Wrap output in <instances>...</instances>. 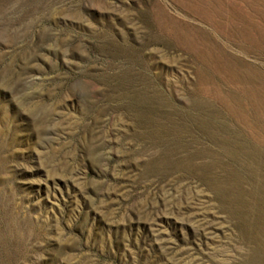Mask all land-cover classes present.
Wrapping results in <instances>:
<instances>
[{"label":"rangeland","instance_id":"374dc122","mask_svg":"<svg viewBox=\"0 0 264 264\" xmlns=\"http://www.w3.org/2000/svg\"><path fill=\"white\" fill-rule=\"evenodd\" d=\"M260 204L264 0H0V264H241Z\"/></svg>","mask_w":264,"mask_h":264},{"label":"bare ground","instance_id":"6f19581e","mask_svg":"<svg viewBox=\"0 0 264 264\" xmlns=\"http://www.w3.org/2000/svg\"><path fill=\"white\" fill-rule=\"evenodd\" d=\"M255 196H257V195H255ZM234 210L235 211H233V213L236 214V216H237L236 223H237L239 229L241 230L243 237L251 245L250 250L246 251L247 253L249 252V254L246 257L244 256L245 259L241 261L242 262L241 264H264V204H262V205L260 204L256 207H251V205H250V208L247 209L248 214H249L248 217L240 215L238 212V209L234 208ZM5 232H7V230ZM2 236H4V235H2ZM3 240H4V237H3ZM15 241H16V239H15ZM6 259H8V258H6ZM1 261H3V260H1Z\"/></svg>","mask_w":264,"mask_h":264}]
</instances>
